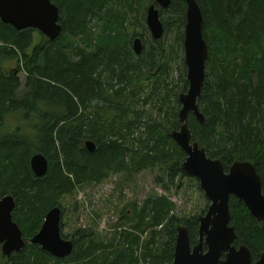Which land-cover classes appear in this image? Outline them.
<instances>
[{"label": "trees", "instance_id": "trees-1", "mask_svg": "<svg viewBox=\"0 0 264 264\" xmlns=\"http://www.w3.org/2000/svg\"><path fill=\"white\" fill-rule=\"evenodd\" d=\"M146 1L51 0L59 9L62 33L53 43L41 36L35 46L36 31L16 32L0 22V61L17 63V70L0 68V198H14L12 218L25 242L20 253L8 259L1 256L0 264H139L136 253L147 233L143 260L172 264L180 225L186 227L191 245H197L199 216L179 218L165 196L125 205L111 242H103L92 229L77 230L70 237L73 252L65 259L53 258L29 243L48 211L61 208V199L83 185L115 176L129 181L156 167L165 190L176 179L195 181L182 171L186 156L170 138L180 127L178 95L188 87L182 48L186 4L171 0L167 10H159L165 32L171 29L174 34L173 43L149 42L146 55L136 56L129 46L142 36L130 28L136 24L144 28L146 12L134 17L133 23L129 14ZM196 2L209 57L198 100L205 122L199 125L192 115L188 117L192 141L208 158L220 160L226 171L235 162L251 163L264 195V0ZM173 63L182 69L177 93L173 100L168 91L158 96V120L148 113L145 133L136 135L142 112L134 104L144 94L139 81L152 82V98L163 82L160 77L173 72ZM21 72L24 86L18 77ZM14 116L26 121L28 133L25 125L7 133V117ZM88 140L96 145L94 153L85 149ZM36 153L48 160L42 178L30 169ZM229 210L237 234L234 245L247 246L256 261L264 252V222L258 223L235 198L230 199ZM63 227L62 223L61 232Z\"/></svg>", "mask_w": 264, "mask_h": 264}, {"label": "water", "instance_id": "water-1", "mask_svg": "<svg viewBox=\"0 0 264 264\" xmlns=\"http://www.w3.org/2000/svg\"><path fill=\"white\" fill-rule=\"evenodd\" d=\"M186 4L183 30V59L186 67L185 93L178 96L180 127L170 134L171 140L184 152L186 158L181 166L185 175L195 179L209 202L208 209L199 220V242L191 247L185 226L176 229L172 264H264V252L253 262L250 250L245 245L235 246L236 230L230 224L229 202L231 198L244 203L250 215L264 222V195L262 181L249 162H235L227 171L220 160L208 158L203 148L192 141L187 125L192 115L199 125L205 117L198 100L206 80L208 45L203 35V18L196 0H183ZM171 0H152L145 14V25L150 37L158 42L164 35L159 9L167 10ZM59 9L51 0H0V22L16 32L37 31L48 42H55L62 33ZM136 56L143 53L141 38L132 40ZM89 153L96 151L91 140L84 143ZM30 169L37 178L48 171V160L40 153L30 159ZM15 201L12 196L0 198V250L5 258L20 253L24 247L22 232L13 221ZM62 211L55 207L45 215L40 230L29 243L56 259H65L73 252V242L65 240L61 233Z\"/></svg>", "mask_w": 264, "mask_h": 264}, {"label": "rangeland", "instance_id": "rangeland-1", "mask_svg": "<svg viewBox=\"0 0 264 264\" xmlns=\"http://www.w3.org/2000/svg\"><path fill=\"white\" fill-rule=\"evenodd\" d=\"M151 3L152 0H149V2L147 0L146 3L141 5V9H138L136 12H130L129 15L131 22L133 23L143 11L146 12ZM136 7L137 6L133 4V8L135 9ZM143 26L144 28H141L136 24L130 29L132 31L134 30L135 34H140L142 36L143 53L146 55L149 48L148 46L150 45L149 42L154 43V41L150 37L145 21L143 22ZM32 37L34 46L41 41V35L37 31L32 33ZM173 40L174 34L171 29H167L166 32L164 30V35L160 41L168 46L169 43H173ZM32 48L33 46L28 52L31 51ZM129 48L133 53L131 45ZM0 68L4 70H17V63L13 60H2L0 61ZM181 75L182 69H179L178 65L173 63V72H169V74L160 77L163 82L160 83L157 94L153 95L150 99L149 97L151 96V89L153 86L152 82L150 83L145 78L144 79L148 83L143 82L142 80L139 81L144 88V94L139 97L137 96V105L134 104L137 111L140 113L142 112L141 127L135 133L136 135L138 133H145L143 122L150 117L148 113H152V115L155 116L156 107L159 103V95H163L168 91L169 99L173 100V95L177 93V85L179 84V76ZM18 77L21 86H24L25 74L21 72L18 74ZM165 86H167V88H165ZM163 116H165V112H161V117ZM154 118L158 120V116H155ZM7 121L10 123V129L7 133H10L16 127L22 128L24 125L26 127V121L24 122L23 119L18 116L7 117ZM25 130L26 133L29 132L27 127ZM121 177L122 176H115L98 184L83 185L76 189L72 195L63 197L61 199L62 209L60 208L63 212L62 223L64 224L61 232L62 235L71 240L70 237L77 230L92 229L93 232L100 235L103 242H111L114 239V235H112L114 233V225L118 220L121 209L130 202L140 205L145 199L153 196H165L172 201L175 205L174 213L179 218H191L195 215L200 217L203 216L208 209L209 205H207V199L204 196L203 191L199 190V184L196 180L192 181L188 178H181V180L176 179L174 183L169 186V189L165 190L160 184L164 177L161 176V172L157 167L153 170H148L136 176H132L129 178V181H125V178ZM203 212L204 214L202 215L201 213ZM148 238V233L141 237V247L136 253L139 264L149 263V260H143L144 250L142 248ZM117 242L118 238L115 239L114 245H116ZM1 256L2 254L0 250V262H3Z\"/></svg>", "mask_w": 264, "mask_h": 264}, {"label": "flooded vegetation", "instance_id": "flooded-vegetation-1", "mask_svg": "<svg viewBox=\"0 0 264 264\" xmlns=\"http://www.w3.org/2000/svg\"><path fill=\"white\" fill-rule=\"evenodd\" d=\"M160 10V9H159ZM41 35V34H40ZM43 37V36H42ZM44 38V37H43ZM45 39V38H44ZM225 170V169H224ZM226 171V170H225ZM65 240H69V239H65ZM190 240V239H189ZM198 242H199V239H198ZM190 245H191V241H190ZM195 245H191V247H194ZM253 262H255V261H253Z\"/></svg>", "mask_w": 264, "mask_h": 264}]
</instances>
